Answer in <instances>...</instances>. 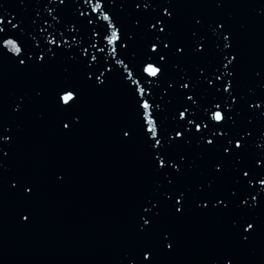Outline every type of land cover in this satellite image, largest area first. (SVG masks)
I'll return each instance as SVG.
<instances>
[{"label": "water", "instance_id": "95a60500", "mask_svg": "<svg viewBox=\"0 0 264 264\" xmlns=\"http://www.w3.org/2000/svg\"><path fill=\"white\" fill-rule=\"evenodd\" d=\"M169 6L176 14V23L166 39L189 46V52L182 58L169 53L166 64L157 61L164 64L163 77L151 83L145 78L142 83L152 93L148 99L159 105L154 109L159 124L169 135L179 125L194 132V124L176 116L177 109L187 106L186 116L203 125L219 103L232 115L226 124L229 135L252 132L251 137L245 136L248 149L244 162L250 166L253 157L264 153V116L259 115L264 110V87L258 86L256 76L264 70V0H225L219 6L214 0H158L152 4L155 11L149 10L140 19L146 22ZM81 11L91 15L84 0H66V6L58 0H0V15L16 18L19 28L9 26V30L30 54L39 51L37 45L55 49L54 44H47L53 38L61 46L51 63L33 67L26 75L18 74L7 58L0 59V120L16 137L9 142L12 155L0 182V264H126L136 246L156 239L137 232V215L147 199H161L158 193L167 186L153 171L142 139L138 136L126 144L119 136L122 127L138 128L135 98L125 86L130 81H122L120 74L132 71L134 79L140 78L141 66L149 59L146 45L155 37L149 36L143 25L137 27L131 0H107L106 12L114 18L111 22L118 26L121 39L125 34L131 37L127 48L117 47L114 52L116 46L108 45L101 36L107 23L102 15L89 25L79 15ZM193 18H199L201 24L195 25ZM216 21L225 27L214 31ZM193 31L196 36H192ZM221 32L230 34V48L223 47ZM197 40L207 44L206 55L192 54L190 46ZM230 52L240 56L234 73L235 103L217 88L232 80V66L223 67ZM151 58L155 60V54ZM84 60L91 71L104 73L103 85L94 86L87 80L89 69ZM109 68L115 70L109 73ZM218 70L219 81L214 79ZM181 77L189 82V89L179 88ZM169 82L172 88L167 87ZM61 87H74L80 93L74 110L78 116L72 118L73 123L77 119L79 123L67 135L60 127V120L66 117L54 111L56 91ZM35 88L44 89L42 98L34 96ZM183 92H189L193 99L187 100ZM21 100L25 111L17 114L13 108ZM250 100L261 103V108L249 109ZM179 153L201 166L193 168L189 178L201 179L199 172L208 157L200 159L205 154L194 137L169 150L173 157ZM14 177L32 185L29 199H23L21 185L10 189L7 181ZM21 213L28 214L30 221L24 222ZM254 215L264 222V207ZM229 222L230 216L199 211L191 203L184 216L176 219L170 205H164L160 228L171 233L176 252L158 256L157 264H222L225 254L233 255L235 264H264V227L244 250L229 234Z\"/></svg>", "mask_w": 264, "mask_h": 264}, {"label": "snow or ice", "instance_id": "6c2138e0", "mask_svg": "<svg viewBox=\"0 0 264 264\" xmlns=\"http://www.w3.org/2000/svg\"><path fill=\"white\" fill-rule=\"evenodd\" d=\"M84 2L91 10V15L86 11L79 13L84 21L90 25L93 23L94 17L102 15L103 21L107 22L105 31L101 34L102 38L107 39L108 45L116 46L113 48L114 52L117 51V47L127 48L131 37L125 34L124 39H121L118 26L111 22L114 18L106 12L107 0H84ZM131 2L137 13V27L143 25L147 34L154 36L155 39H150L146 45L149 59L144 61L141 66L140 78L134 79L132 71H127L126 75L120 74L122 81H130V85L126 84L125 86L130 88L135 98L138 128L135 126L122 127L119 130V136L121 141L126 144L132 143L138 136L142 139L149 151L153 171L162 178L161 184L167 187L158 193L161 199L153 197L147 199L145 204H141V211L137 215V232L142 236H153L156 239L153 243L136 246L134 253L127 258L126 264L129 261L131 264H157L158 256L175 254L176 241L169 238L171 233L160 228V218L164 205H170L171 215L176 219L184 216L189 203L199 211L211 210L220 215L230 216L228 232L236 246L246 250L261 228L264 227V222H261L260 217L257 218L254 215L258 209L264 207V194H261L256 187L258 185L259 189L264 191V153L253 157L250 166L245 165L244 157L248 149V141L245 136L251 137L252 132L246 130L244 135H229L226 124L232 120V115L221 109L219 103L215 104L213 110H210V118L206 116V122L203 125L199 120L194 123L192 118L186 116L187 106L182 105L181 108L177 109L176 116L188 125L194 124V132L191 129L185 130L184 125L172 129L170 135L164 132L154 110L159 109V105L148 99L152 93L147 92L142 83L145 78H148L149 83L159 81L164 74L162 72L164 64H158L157 61L166 64L165 58L169 53L177 54L182 58L188 54L189 46L166 39L176 23V14L171 6L162 7V14L142 22L140 17L146 15L149 10L155 11L152 9V4L157 3L158 0H131ZM214 2L219 6L225 3V0H214ZM58 3L66 6V0H58ZM15 19L14 16L11 19H6L5 16L0 15V59L7 58L18 74L26 75L33 67L43 68L51 63L61 46L53 38L48 40L47 44H54L55 49L40 48V45H37L39 51H32L30 54V50L24 43L9 30V26L11 29L19 28V25L14 22ZM193 22L197 26L201 24L199 18H193ZM224 27L223 22L216 21L213 30ZM161 33L164 35L161 36ZM191 34L196 36L195 31ZM220 35L225 42L223 47L230 48L232 46L229 43L230 34L225 35L221 32ZM157 42L160 44L159 49ZM170 44L171 47H169ZM90 46L95 47V44L90 42ZM190 48L194 56L206 55L208 51L207 44L200 40H197ZM165 49L168 50L167 53L164 51ZM83 51L88 53L87 48ZM49 53H51V57L48 55ZM152 54H155V60L151 58ZM91 59L100 63L96 56H92ZM225 60L227 61L223 63L225 69H228L229 65L232 66L229 71L232 80L221 82L217 88L228 93L229 98L235 103L237 97L232 94L235 91L236 77L234 73L239 65L240 56L238 53L230 52L225 56ZM83 63L89 69L85 73L87 80L92 81L94 86L103 85L104 80L101 79V76L104 73L99 72L97 74V72L91 71V65L87 60H84ZM117 64H123V61L117 60ZM124 67L127 68L128 66L125 64ZM114 70L113 68L106 69L109 73ZM64 71L67 73L68 69L65 68ZM220 75L218 70L214 79L219 81ZM256 76L259 77L258 86L264 87V70L257 71ZM211 83L212 80H208V84L211 85ZM167 87L172 88V83L169 82ZM179 88L189 89V82L181 77ZM33 94L37 99H40L43 97L44 89L35 88ZM182 95L189 101L193 99L189 92H183ZM79 100L80 93L74 87H61L56 91L54 111L66 117L60 120V127L64 130L65 135L70 134L76 124L79 123L78 119L75 123L72 119L73 116H78L74 110ZM247 107L260 109L261 103L250 100L247 102ZM13 111L17 114L25 111L23 100L14 106ZM259 115L264 116V110L260 111ZM251 122L249 119L248 123ZM205 131L208 135H205ZM195 133H199V135L196 136ZM192 137L198 142V147L205 154L200 159L204 161L205 156L208 157L205 166L199 172L201 179L195 181L189 178L190 173L193 168H200L201 166L183 153H179L176 157L169 154V150L174 145H181ZM15 139L13 131L6 128L0 120V182H3L5 178L4 174L7 171L5 164L8 163L12 155L11 143L9 142H14ZM7 183L13 190L17 188L18 184L21 185L20 193L25 200L29 199L34 191L31 184L21 183L19 178L9 179ZM161 184H158L157 187L160 188ZM30 218L28 214L21 213V219L24 222L30 221ZM225 262L226 264H235L233 255L225 254L222 257V264Z\"/></svg>", "mask_w": 264, "mask_h": 264}]
</instances>
